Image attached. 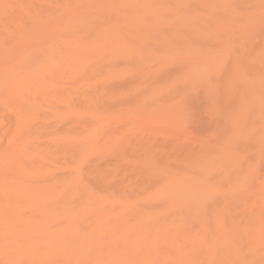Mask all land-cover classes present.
Returning <instances> with one entry per match:
<instances>
[{
  "label": "rangeland",
  "instance_id": "rangeland-1",
  "mask_svg": "<svg viewBox=\"0 0 264 264\" xmlns=\"http://www.w3.org/2000/svg\"><path fill=\"white\" fill-rule=\"evenodd\" d=\"M50 3L46 8L51 15H73L74 23L79 21L84 27L88 59L85 63L86 171L115 168L120 190L132 191L137 184L146 183L150 196L147 215L174 217V211L165 202L163 207L156 206L158 189L165 190L168 199H186L188 195L178 192L203 180L206 183L196 184L194 188L209 185L208 204L220 203L223 195L215 192L216 188L222 186L223 192L227 190L224 184L219 186L223 181L219 178L221 171L215 166L214 173H206V177L203 173L209 169L211 153L216 151V156H226L214 147L227 141L222 137L223 116L237 113L236 125L241 136L238 140L229 138L225 147L236 164L238 176L235 181L230 177L234 187L229 189L231 203L225 215L239 225L235 239L241 236L242 226L250 219L259 230L249 235L261 238L264 234V112L260 110L264 106V0H51ZM127 7L130 10L138 7L139 12L144 9L142 15L132 10L136 19L141 18L140 22L133 20L135 14L132 20L136 23L130 19V10V18H126ZM139 7L143 8L139 10ZM175 12L185 19L173 17ZM194 17L199 19L190 23ZM142 19L147 24L141 25L147 31L140 25ZM95 22L107 28L112 24L111 30L118 33L122 30L123 41L117 38L118 33L109 31L110 27L105 37L108 42L109 38L110 42L117 38L116 43L124 48L119 49L115 42L101 45L107 39H96L95 34H99L93 32ZM130 22L136 31L139 22V34L132 33ZM131 33L139 39L130 41L134 37ZM113 44L121 54L113 51ZM138 44L141 54L133 49ZM105 47H112L113 55H108L111 53ZM125 47L132 51L130 56L132 53L135 56L128 58ZM1 80V84L5 82ZM257 100L260 105L254 106L253 101ZM226 174L223 176L228 178ZM200 177L205 179L201 181ZM105 190L104 194L85 195L65 207L54 202L47 204L46 220L34 228L41 232L33 234L29 231L31 227L25 229L20 236V247L10 249L13 254L3 245L0 264H29L34 250L38 249L36 238L52 242L59 237L85 241L88 247L75 253V260L54 264H130L129 252L135 239L123 227L134 224L137 203L129 195L117 194L112 184ZM28 209H32L31 220L39 222L34 208ZM117 223L121 224L120 228L116 227ZM5 228L11 230L10 226ZM90 255L100 262L90 260ZM248 255L244 254L245 259H250Z\"/></svg>",
  "mask_w": 264,
  "mask_h": 264
},
{
  "label": "bare ground",
  "instance_id": "bare-ground-1",
  "mask_svg": "<svg viewBox=\"0 0 264 264\" xmlns=\"http://www.w3.org/2000/svg\"><path fill=\"white\" fill-rule=\"evenodd\" d=\"M50 2L51 0H0V80L5 81L2 84V80L0 81V249L3 245L9 250L11 247L19 248L20 236L29 227L33 234L41 232V229L34 228L46 220V210L49 208L47 204L54 202L65 207L81 200L85 195L104 194L105 189L112 184L117 194L129 195L137 203L134 224L123 227L135 239L129 252L130 264H264V234L260 235L262 239L249 235L259 230L252 223L253 220H248L242 226L241 236L235 239L233 236L239 225L232 217L225 215L231 203L230 191L234 187L230 177L235 181L238 176L234 169L236 164L232 163L229 149L225 147L229 138L238 140L241 136L236 125L239 120L237 113L234 116H223L222 137L227 138V141L214 147L226 156H216V151L211 153L209 169L203 173V176L214 173L215 166L217 171H221L219 178L223 181L219 186L224 184L223 187L226 189L227 186V190L223 192L222 186L220 189L216 188L215 192L223 195L220 203L217 202L219 204H208L210 189L206 188L209 185L204 184L205 189L204 185L194 188L196 184L206 183L201 176L200 180L204 182H196L192 188L187 186L186 191L178 192L188 195L186 199H168L165 190L158 189L156 206H162L165 202L174 211V217L164 219L159 213L147 215V198L150 200V196L147 195L146 183L137 184L132 191L120 190L115 180V168H106L104 171L99 170L100 172L96 168V171H86L85 63L88 59L84 27L77 20L74 23L73 15H51L46 8ZM19 3H24L22 8L17 6ZM146 5L147 3L144 5L145 10ZM142 8L139 7V10ZM130 9L127 7L126 18L131 15ZM137 9L138 7L133 11ZM134 12L129 18H135L133 20L136 21L141 19H136L139 11L136 14ZM179 14L175 12L173 17H179ZM182 16L177 18L184 20L185 17ZM197 19L199 17H194L189 22ZM99 23L92 25L94 34H99H95L98 37L96 39L105 37L109 31H114V35H117V30H111L112 24L108 31L104 24ZM143 23L147 24L143 20L140 25ZM138 25L135 27L137 31L142 27ZM132 30V33L136 31L134 27ZM120 32L122 30L117 38L125 36L124 33L120 36ZM113 38L116 36L111 39ZM117 38L111 42L109 38V42L107 39V43L101 45L116 43ZM133 38L139 39L137 34L132 40L129 38L130 41ZM121 41L118 40L119 43ZM139 44L134 45L133 49L137 50ZM112 47L108 48L109 52L115 48ZM120 48L122 50L124 47ZM119 49L115 48L113 51L119 52ZM125 49L127 50L126 47ZM137 51L136 54H141ZM122 52L124 54L126 51L123 49ZM130 52L128 51V58L134 57L135 53L130 56ZM112 53L108 55H113ZM253 105L259 106L260 101H253ZM260 110L264 112V106ZM226 167L228 168L223 169ZM200 169L202 174L204 169ZM232 169L236 175L234 172L230 173ZM226 172L228 178L223 176ZM214 179L216 180L215 177ZM28 208H34L33 213L37 214L39 222L31 220L32 209ZM185 217L187 219L184 220ZM6 226H10L11 230L6 229ZM116 227L120 228L121 224L117 223ZM34 242L38 249L34 250L29 264L69 262L75 257V253L88 247L85 241L73 238L59 237L52 242L36 238ZM10 253L14 252L10 250ZM244 254H249L250 259L246 257V260ZM89 259L100 262L91 255Z\"/></svg>",
  "mask_w": 264,
  "mask_h": 264
}]
</instances>
